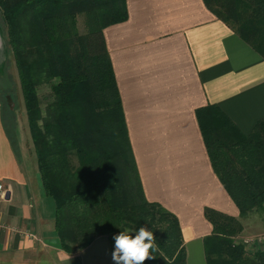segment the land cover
I'll use <instances>...</instances> for the list:
<instances>
[{
  "label": "trees",
  "instance_id": "obj_1",
  "mask_svg": "<svg viewBox=\"0 0 264 264\" xmlns=\"http://www.w3.org/2000/svg\"><path fill=\"white\" fill-rule=\"evenodd\" d=\"M264 59V0H202ZM82 17V29L77 17ZM126 18L125 0H0L36 170L53 201L59 247L72 253L121 231L154 236L144 264H185L176 216L147 200L128 140L103 27ZM47 92L40 93V88ZM210 167L242 217L264 203V117L244 134L215 105L194 109ZM205 264H264L233 216L203 209ZM147 242V241H146Z\"/></svg>",
  "mask_w": 264,
  "mask_h": 264
},
{
  "label": "crops",
  "instance_id": "obj_2",
  "mask_svg": "<svg viewBox=\"0 0 264 264\" xmlns=\"http://www.w3.org/2000/svg\"><path fill=\"white\" fill-rule=\"evenodd\" d=\"M125 8L102 36L144 196L176 216L185 264H205V207L240 222L236 239L245 228L210 167L194 109L215 104L248 133L264 117V59L202 0H125ZM8 98L0 95V264H114L104 235L72 253L59 247L53 201L22 135L24 109ZM252 229L263 230L264 218Z\"/></svg>",
  "mask_w": 264,
  "mask_h": 264
},
{
  "label": "rangeland",
  "instance_id": "obj_3",
  "mask_svg": "<svg viewBox=\"0 0 264 264\" xmlns=\"http://www.w3.org/2000/svg\"><path fill=\"white\" fill-rule=\"evenodd\" d=\"M81 20L82 17L78 15L77 28L80 31L82 29ZM39 92L41 94L45 93L47 92V89L42 87L40 88ZM0 95L3 97L5 101L9 97L8 98V101L10 102L9 105L12 106L13 108H23L16 72L12 62L11 54L6 44L4 26L2 24L1 19H0ZM6 95L8 97H6ZM25 121L23 118L21 119V130L23 137L27 141L28 132ZM250 212H248L246 215L241 217V222L243 223L245 229L240 235V237L242 238L237 239V241H241L244 239V240H248V242H252L255 236L260 237V239L262 240L264 238V229L263 230L252 229L255 220L258 219V217H261L263 219L264 214H262L258 209L253 210L251 213Z\"/></svg>",
  "mask_w": 264,
  "mask_h": 264
},
{
  "label": "clouds",
  "instance_id": "obj_4",
  "mask_svg": "<svg viewBox=\"0 0 264 264\" xmlns=\"http://www.w3.org/2000/svg\"><path fill=\"white\" fill-rule=\"evenodd\" d=\"M113 240L114 264H144L146 260L153 258L150 250L153 249L154 236L145 227L136 230L134 237L121 231L119 235L113 237Z\"/></svg>",
  "mask_w": 264,
  "mask_h": 264
},
{
  "label": "built area",
  "instance_id": "obj_5",
  "mask_svg": "<svg viewBox=\"0 0 264 264\" xmlns=\"http://www.w3.org/2000/svg\"><path fill=\"white\" fill-rule=\"evenodd\" d=\"M5 190V186L2 182H0V195L4 192ZM262 239L257 240L258 242H260ZM243 244V246L247 249V250H251L254 249L256 247H254V240L252 242H248V240H241L239 241ZM259 247V246H258Z\"/></svg>",
  "mask_w": 264,
  "mask_h": 264
}]
</instances>
